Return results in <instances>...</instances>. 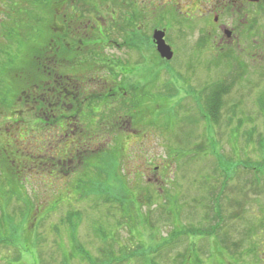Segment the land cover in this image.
<instances>
[{
  "label": "rangeland",
  "instance_id": "obj_1",
  "mask_svg": "<svg viewBox=\"0 0 264 264\" xmlns=\"http://www.w3.org/2000/svg\"><path fill=\"white\" fill-rule=\"evenodd\" d=\"M5 20L4 29L15 28L21 33L25 29L23 16L13 15L11 21ZM258 31L264 33V22L258 25ZM262 40L257 39V43ZM23 46L22 35L12 42L2 40L0 65L11 62L14 57L15 71L18 75L24 74L27 60ZM260 49L257 48L252 62L246 55L242 59L231 55L233 66L227 59L209 63L213 60L210 55H207L206 65L192 58L189 68L178 69L181 82L174 78L170 82L169 77L161 73L153 88L146 91L163 98L144 103L148 112L145 111L144 121H140L143 125L137 128L138 134L129 135L128 141H124L120 133L108 140L107 134L99 133L96 139L99 144L73 160L83 163L89 157L83 176H78L85 171L79 163L75 168H64L66 176L56 181V154L72 141L71 134L45 127V118L39 119L27 110L22 112L29 109L27 103L22 104L24 100L17 102L14 111L20 110V113L11 116L9 122L6 108L0 106V153L16 159L12 165L5 164L1 163L0 155V220L5 215L14 230L19 226V237H28L30 230L31 255H24L22 263L60 264L62 258L67 259L71 254L70 264H87V261L94 264H119V261L125 262L122 264H184L187 241L192 249L188 264H264V183L260 182L257 190L256 181L243 169L245 164L257 165L264 158V47ZM105 56L127 59L121 51ZM183 60L184 56L180 63ZM235 62L240 65L238 70ZM71 70L65 67V71L71 73ZM14 72L9 77L11 88L16 91L26 84L17 80ZM238 75L240 79L236 78ZM223 80L229 92L222 99L219 123L209 125L211 129H208V122L199 118L201 95L189 92L188 88L199 92L204 84L207 92L210 86ZM173 86L178 89L175 96ZM132 108L130 105L119 108L120 121L125 125L131 119V112L138 111ZM16 119H20L19 122L12 125ZM34 120H41V125L34 126ZM62 134L69 138L61 137ZM118 141L124 148L121 152L116 151ZM211 149L225 160L240 163L235 180L233 166L220 163L221 172H229L224 174L226 186L222 187L224 178L212 172L216 165ZM92 151L95 154L101 151L96 161H93ZM28 157L33 164L28 162ZM45 160L48 163L41 166ZM10 168L23 173H20L19 185L11 186L9 179L3 180L1 174L8 175ZM138 172L144 179L139 180ZM211 187L217 193L226 188L225 198H221L222 215L228 216L224 228L213 236L183 234L172 238L174 232L199 227L197 222L205 214L204 205ZM75 189L80 191V199ZM69 206L80 213L75 218L81 223L74 240H70L69 229L65 231L60 225ZM22 213L34 222L30 225L27 221L20 227ZM233 214H239L235 221L231 218ZM212 223L204 222L201 226L208 227ZM165 242L173 247L166 246ZM234 243L238 244L235 249ZM0 244V264L17 258L12 244Z\"/></svg>",
  "mask_w": 264,
  "mask_h": 264
},
{
  "label": "flooded vegetation",
  "instance_id": "obj_2",
  "mask_svg": "<svg viewBox=\"0 0 264 264\" xmlns=\"http://www.w3.org/2000/svg\"><path fill=\"white\" fill-rule=\"evenodd\" d=\"M13 15L25 17L22 33L4 29L3 22L11 21ZM259 22H264V0H0V43L23 38L27 111L45 118V127L73 136L56 154L55 172L60 178L67 174L64 168L83 165L73 160L99 144V133L107 134V140L119 133L124 141L135 136L148 112L144 103L163 98L146 91L161 73L181 82L178 69L189 68L192 58L200 65H206L207 55L213 58L209 63L230 55L255 60L257 48L264 47V33L257 32ZM155 33L162 34L171 60L158 53ZM259 38L262 43H257ZM113 51L125 53L127 59L105 56ZM15 64L13 57L0 65L2 100L15 95L9 77ZM235 65L238 70L240 66ZM188 90L201 95L204 112L206 86L199 92ZM129 105L138 111L131 112L125 125L119 108ZM117 143V149L124 150ZM28 162L33 164L30 157Z\"/></svg>",
  "mask_w": 264,
  "mask_h": 264
},
{
  "label": "trees",
  "instance_id": "obj_3",
  "mask_svg": "<svg viewBox=\"0 0 264 264\" xmlns=\"http://www.w3.org/2000/svg\"><path fill=\"white\" fill-rule=\"evenodd\" d=\"M229 58H231V55L228 58H225V59L228 60ZM232 60H233V58H232ZM235 60H236V58H235ZM227 62H228V64L232 65V63L230 62V59ZM234 64L239 65V63H237V62H235ZM15 78L17 80L20 79V82L25 81L23 74L18 75V72H17V75L15 76ZM236 78L240 79V75H238ZM25 89H26V85H21L14 92L15 95H13L12 97H9L8 100L7 99H5V100L0 99L1 108H6L5 110L7 112L6 114L8 115L7 116L8 122H9V120H11L10 119L11 116L15 115L16 113H18V114L20 113L19 112L20 110L19 111H14V109H16L15 105L17 104V102L24 100V102H22V104L23 105L26 104V101L24 99ZM228 92H229V90H228V88H226L224 80L220 81L218 83H215V84H213L212 86H210L208 88V95H207V100H206V110L204 112L202 111V114H200V117H199L202 121L208 122V127H207L208 129H211V127H209V125L216 126L219 123L220 112L222 110V99H223L224 96H226L228 94ZM177 94L178 93L175 91L174 96L177 95ZM233 108H235V106ZM8 110H11L12 113L9 112ZM25 110H27V109L26 108L23 109L22 112H24ZM144 110H147L146 105H145V109ZM27 112H29V111H27ZM144 118H146V112L144 113ZM19 120L20 119H16L15 121H12L13 123L11 122V124L15 125V124H17L19 122ZM24 123H25V121L23 122V124ZM37 123H38V125H41L40 120H34L32 122V124L34 126H36ZM147 125H148V123H147ZM247 137H248V139L251 138V132L247 135ZM210 147L211 146H209V148ZM198 149L201 150L202 147L199 146ZM263 149H264V145H263ZM116 151L117 152L118 151L121 152L122 150H118L117 149ZM196 152H198V151H195V153ZM212 152H214V157H215V164L214 165H216V169L214 167L212 172L213 173H218L219 177L221 179L224 178V182L222 183V187L226 186L227 179L224 177V176H226L224 174H228L229 172L225 171L224 174H223L221 172L220 163H222V162L230 163L233 166V168L235 169L234 180L236 179V174H237L236 171L240 167V163L237 160H235L236 162L230 161V160H225L222 156L217 154V151H215L213 149H211L210 153H212ZM93 154H94L93 155L94 158L92 157L93 161H96V158L97 159L100 158L99 155L101 154V151L97 152L96 154L95 153H93ZM0 155L2 156V158H1L2 162L1 163L4 162L5 164H11L12 165L16 161V159H13L9 155L4 156L1 153H0ZM88 158L83 162V166L85 168V171L83 173H80L78 176H83L85 174L86 168H87V165H88L87 164ZM81 163H82V161H81ZM257 163H258L257 165L245 164L243 169L248 171L249 175L252 176V179H254V181H256L257 190H258L260 188L259 187V183L260 182L264 183V158H262ZM54 165H56V162L54 163ZM90 166L91 165H89L88 168ZM98 167H100V166H98ZM20 169H21V166H20ZM20 173H22V172L20 170H18L17 168H15V170L10 168L8 175H5V173H2L1 175H2V178H3L4 181L6 179H9L8 183L11 186H14V185H19L22 182ZM58 179L61 180L62 178L57 176V180L56 181H58ZM210 190L211 191H209V197H207L208 199L206 201L207 204L204 205V213L205 214L202 217V219L201 220L199 219L198 222H197V224H199V227H193L192 226L189 229H187L188 231H185L184 229H182L181 231H178L176 233L174 232V233L171 234L172 238H174V239L176 238L177 239L178 236H182L183 234H191V235L199 234V235L213 236V235H216L218 233V231L220 230L221 227L224 228V225L226 223V220H227L228 216L226 217V216L222 215V201H221V198L223 197V191H225L226 188H224L223 190L219 189L218 193H217V191H215L214 187H211ZM76 192H77V196L79 195V197H77V199H80V191L76 190ZM149 193L151 195H153L151 191H149ZM223 198H225V196ZM18 200H20V199H18ZM193 201H195V200H193ZM72 207L71 208H70V206L68 207L69 209L65 213V219L63 220V218H61L62 221L60 222V225L62 226V228H64L65 231H68V229H69L70 232H67V233L71 236L70 240H74L77 237L78 226L81 223V220L78 223L79 220L75 219V218H77V216H80V213L77 210H75L74 207H73V210H71ZM206 210H207V212H206ZM236 215H239V214H233L232 215V217H231L232 221L233 220L235 221L236 218H238V216H236ZM29 216H30V214H29ZM207 216H209V218ZM29 220H30L29 217H27L26 214L22 213L20 227H21V225H25L26 222L29 221ZM43 221H46V218ZM29 222H30V225H31V223L34 222V220L33 221L31 220ZM204 222H208V223L209 222H213V223H212L211 226L208 225V227H204L203 228L201 225H203ZM16 228L17 229L14 230V228L10 224V219L7 216H5V215L1 216V220H0V243L6 244V245L7 244H12V246L15 248L16 254L18 255L15 260H11V261L9 260L7 262V264H23L22 260H23L24 255L28 256V254H30V251H29V249H30L29 248V241H30L29 234H30V230H28L29 231L27 233L28 235H26L28 237H24L23 238L22 237L23 235L19 237V231H20L19 226H16ZM54 228H55V226H54ZM60 230H61V228H60ZM60 233H61V231L59 232V235H60ZM21 237H22V239H20ZM164 244L166 246L173 247V245L170 242H165ZM186 245H188V249L185 252L186 255H184V257H183L184 264H188L189 255L192 253V249H191L190 245L187 244V241H186ZM0 246H2V245L0 244ZM34 246H36V243L34 244V242H33L32 243V247H34ZM176 246H177V244H176ZM59 247H60V245H58V248ZM237 247H238V244L234 243L233 248L235 249ZM35 255H38V254H36V252H35ZM128 256H131V254L128 253ZM72 260H73V256L70 254L67 259L66 258H62V260L60 261V264H70ZM91 263H93V262L87 261V264H91ZM122 263H125V262L119 261V264H122Z\"/></svg>",
  "mask_w": 264,
  "mask_h": 264
},
{
  "label": "water",
  "instance_id": "obj_4",
  "mask_svg": "<svg viewBox=\"0 0 264 264\" xmlns=\"http://www.w3.org/2000/svg\"><path fill=\"white\" fill-rule=\"evenodd\" d=\"M162 38H163L162 34H160V33L154 34V39L156 41L157 51L162 58H165L166 60H171L172 53H171L170 49L164 44Z\"/></svg>",
  "mask_w": 264,
  "mask_h": 264
}]
</instances>
